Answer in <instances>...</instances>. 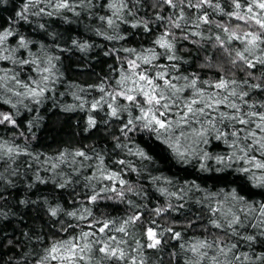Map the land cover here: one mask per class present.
Instances as JSON below:
<instances>
[{"label": "snow or ice", "instance_id": "snow-or-ice-1", "mask_svg": "<svg viewBox=\"0 0 264 264\" xmlns=\"http://www.w3.org/2000/svg\"><path fill=\"white\" fill-rule=\"evenodd\" d=\"M7 2L0 0V6ZM64 13L77 19L82 13L94 17L105 30L93 31L107 41H128L127 28L142 29L147 35L155 32L150 47H113L104 52L117 61L115 67L109 65L116 78L111 84L102 78L100 84L89 86L101 93L99 99L88 102L72 93L81 110L85 103L89 112L107 108L103 125L119 121V135L112 136L115 149L140 161L153 162L143 148L135 144L129 147L132 136L144 133L167 146L181 164H191L197 179L207 181L213 177L201 174L214 173L215 179L220 180L223 176L219 174L231 169L253 187L264 190V0H224L223 3L221 0H23L13 15L0 16V104L9 106L7 111L0 110V126H11L19 133V137L13 133L11 142L0 135V208L11 191L19 190L13 178L24 175L23 166L33 172V177L31 183L21 180L25 186L24 198L16 197L17 204L34 211L37 219L42 215L49 217L45 223L51 232L40 229L30 235L21 230L25 240L14 241L0 226L3 241L0 248H18L20 243L27 247L33 240L42 245L21 253L19 259L10 257L5 264H146L143 251L162 250L167 244L165 234L173 240L183 238L175 222L162 228L155 219L145 221L140 206L125 198L127 193L144 195L143 189H134L124 179L127 172L139 174L142 170L131 160H113L118 167L112 170L105 166L104 156L95 147L88 151L64 149L54 158H45V164L52 159L58 161L45 169L52 173L49 179L33 169V163L38 164L42 154L29 151L28 136L20 131L18 123L21 108L31 112L29 104L38 108L53 99L55 85L63 77L57 67L61 58L50 52L47 43L33 39V35L59 40L60 34L50 32L47 21H39L55 16L71 23ZM217 15L223 20L215 19ZM121 25L126 26L124 31ZM25 27L30 32L33 27L39 31L26 34ZM65 43L71 47L62 48L56 43L55 50L68 53L74 48L86 54L94 47L73 37ZM186 44L196 51L192 52ZM186 56L194 58L191 61L195 63L194 70L185 67L190 64ZM209 72L214 78H208ZM75 107L68 105L64 111H73ZM25 126L35 140L33 129L39 126V120L29 119ZM97 126L98 121L89 114L85 131ZM17 138L25 141L23 147L15 143ZM213 141H222L229 151L223 154L208 151ZM21 156L29 157L33 163L25 160L21 165ZM93 160L94 164L87 163ZM60 164H67L70 172L57 171ZM234 164L243 166L233 167ZM81 169L92 172L84 176ZM73 176L76 184L83 181L85 189V199L78 200L79 208L73 205V210H67L59 202L53 205L42 194L36 199L29 194L38 184L53 183L55 188L66 189L73 184ZM161 180L173 184L167 178L152 177L153 183ZM158 191L183 201L186 192L204 189L195 180H186L177 191L166 187ZM105 200L128 204L134 214L120 220L101 219L84 206ZM194 203L199 205L201 201ZM203 206L209 214L204 231L216 229L237 242L205 236L181 243L183 264H264V253L255 254L253 260L248 252L241 253L238 246L242 242L249 250L257 244L264 247V202L249 201L235 189L227 192L220 189L208 192ZM183 209V203H169L167 207L149 211L161 216ZM61 216L68 218V222ZM199 219L197 216L196 220ZM0 220L7 221L3 211ZM20 222L25 223L23 219ZM137 222L144 227L141 233L144 242L132 237L130 244L126 239L131 236L129 228ZM194 222L189 221L186 227L191 228ZM248 229L253 232L244 235L242 230Z\"/></svg>", "mask_w": 264, "mask_h": 264}, {"label": "trees", "instance_id": "trees-1", "mask_svg": "<svg viewBox=\"0 0 264 264\" xmlns=\"http://www.w3.org/2000/svg\"><path fill=\"white\" fill-rule=\"evenodd\" d=\"M23 0H8L7 4L0 6V16H11L17 8V5L22 3ZM224 0H221L223 3ZM6 8L7 11L3 9ZM79 11V9H77ZM167 11V9H165ZM69 17L71 23H65V21L59 17H44L39 22L45 21L49 24V31L60 34L59 40H52L51 38L45 39L42 35H33V39L47 43L49 50L52 54L59 56L60 62L57 63V67L60 72L63 73V77L56 83L55 91L56 94L53 99L47 100L38 108L33 104H29L31 112L21 108V117L18 119L20 125V131H24L25 135L28 136L30 142L29 151L34 153L39 152L40 156L39 163H33L29 157L21 156L19 162L23 165V162L27 160L29 163H33V169L39 170V174L44 179H49L52 176L51 171H45L46 168H50L51 164L58 163L55 159L50 160L45 164L46 157H56L64 150H75L84 149L88 151L89 148L95 147L96 150L104 156L105 166L112 170H116L118 166L112 163L113 160L126 159L131 160L134 166L141 171L139 174L133 172H127L124 175V179L128 180L134 189H143L144 195H135L133 193H127L126 199L133 201L134 204L139 205L144 211L142 219L150 221L155 219L157 224L162 228L173 226L175 222L176 230L181 231L183 238L181 240H173L167 234L165 239L167 244L162 250L156 251L152 249L144 250L142 255L146 260V264H183L182 256L183 253L180 249L181 243L190 242L196 239H202L208 236L209 239H213L216 236H220L222 239H230L231 242L235 243L231 237H226L222 232L216 229L209 228L208 232L204 231L207 225L209 214L207 209L203 206L204 197L208 192H217L223 189L227 192L229 189H235L240 195L245 196L249 201H261L264 202V190L253 187L247 180L243 179L238 173L228 170L226 174H219L223 176V179L217 180L214 173H206L201 175L212 176V179L203 181L196 178V170L191 164H181L175 157L174 152L168 150L167 146L162 145L159 141L154 138H149L148 135L138 132L135 136L131 137L129 147L133 144L143 148L149 155L152 156L153 162L148 160L140 161L134 156H128L126 153L121 152L120 149H115L113 146L112 136L119 135V121L112 120L108 126L103 125L101 122L106 119L105 112L103 111L89 112L88 104L85 103L84 109L79 108V101L73 96V92L79 95L82 100L91 102L94 99H99L101 93L96 88H89L90 85L95 86L101 83V79L108 80L111 84L116 78V74L111 72L109 65L116 66L117 61L112 56H105L104 52L110 48L120 47H150L151 41L155 38V32L152 35H147L142 32V29H131L127 28V34L129 35L128 41H107L101 36H97L93 29L99 28L104 31V27L101 22L97 21L94 17H90L82 13L77 19L70 13H64ZM104 14L103 11L100 12ZM217 20H223V17L215 16ZM235 23V22H233ZM126 26L121 25V31H124ZM26 34H32L39 30L33 27L30 32L27 27L23 29ZM133 33L135 35L133 36ZM109 35L112 33L109 31ZM69 37L76 38L81 41H87L94 45L86 54L81 53L76 49H72L71 52L63 53L59 50H55V44L59 43L63 47H71L70 44H66ZM192 52L196 49L192 45H185ZM160 51V49H157ZM123 58L124 54H120ZM190 61L189 65H186L189 70L195 69V63L191 62L194 58L185 57ZM162 62V61H161ZM59 75V73H58ZM203 76L204 73L201 72ZM208 78H214V74L209 72ZM108 85H105L107 89ZM86 89L87 91L81 92L80 89ZM63 93V95H60ZM28 103V101H25ZM55 103L59 104V107L55 106ZM123 103V101H121ZM68 105L76 106L73 111H64V108ZM0 110H9V106L0 104ZM91 114L98 121L96 129L85 131L87 116ZM37 118L39 120V126L35 127L36 136L35 140L28 134L26 128V122L29 119ZM13 133L19 137V133L11 126L7 128L0 126V135L3 136L4 140H9ZM123 142V138H121ZM11 142V141H10ZM16 144L25 145V141L22 138L15 140ZM208 151H214L219 154H223L229 151L228 146L222 141H213L211 146L208 147ZM80 159V158H77ZM70 160V158H69ZM88 164H94L95 161H88ZM195 163V161H193ZM242 164H234L233 167H240ZM63 170L65 174L70 172V168L67 164H60L57 171ZM21 172L24 174L22 177L13 178L17 184V191H11L8 195L7 201L3 203V207L0 211H3L7 215V221L0 220V226L4 228L8 237L14 241L25 240V237L21 235V230L28 232L30 235L34 230L42 229L45 232H51L45 223L50 218L46 215H42L40 218H36L34 211H29L27 208L17 204L16 197L24 198L22 193L24 192V180L26 183L32 182L33 172L27 171L23 166ZM92 169H81V175H90ZM160 176L172 180L173 184H167L164 180L152 182V177ZM76 177L73 176V184L69 185L66 189L55 188L53 183L38 184L33 193H29L32 199H36L37 196L43 195L53 205L56 202L64 205L67 210H73V205L77 208L80 207L78 200L85 199V189L83 187V181L79 184L75 183ZM186 180H195L204 191H188L186 192L185 199L183 201L177 200L176 198L166 197L162 195L158 189L162 187L168 188L169 191H177L178 188L183 187ZM200 200L201 204H196L194 201ZM71 201V203H69ZM171 203L177 205L180 203L184 204V209L178 212L169 211L161 216H155L153 212L149 211L156 207H167ZM89 207L93 212V215L97 218H114L117 220L123 219L128 215L134 214L133 209L125 203H117L114 200H105L100 202L98 205H84ZM200 219L197 221L196 217ZM21 219L25 223H21ZM61 219L68 222V218L61 216ZM189 221H195L191 228H187L186 225ZM75 223V221H72ZM144 231V227L137 222L133 227L129 228L131 234L130 237L126 238L131 244L132 237L143 243V237L141 233ZM244 235L251 234L252 229L243 231ZM208 233H211L209 235ZM118 236L120 234H117ZM3 241L0 240V244ZM240 252H248L255 260V254L264 253V247H260L259 244L254 245L252 250H249L242 242L238 245ZM38 245L35 240L30 242L27 247L25 244L20 243L18 248L3 247L0 248V264L5 262L10 257L20 258L21 253H28L33 251ZM175 253V256L172 255Z\"/></svg>", "mask_w": 264, "mask_h": 264}]
</instances>
